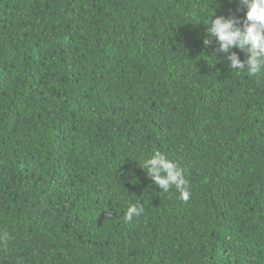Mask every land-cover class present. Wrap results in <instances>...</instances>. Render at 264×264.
Returning <instances> with one entry per match:
<instances>
[{
  "label": "trees",
  "instance_id": "16d2710c",
  "mask_svg": "<svg viewBox=\"0 0 264 264\" xmlns=\"http://www.w3.org/2000/svg\"><path fill=\"white\" fill-rule=\"evenodd\" d=\"M212 9L246 12L0 0V264H264V76L204 45ZM155 152L187 200L140 167Z\"/></svg>",
  "mask_w": 264,
  "mask_h": 264
},
{
  "label": "clouds",
  "instance_id": "9594fccd",
  "mask_svg": "<svg viewBox=\"0 0 264 264\" xmlns=\"http://www.w3.org/2000/svg\"><path fill=\"white\" fill-rule=\"evenodd\" d=\"M238 3L246 9L242 22L238 17L216 15L212 9L204 24L203 43L210 45L214 37L219 45L215 52L226 54L231 70L247 72L250 77L259 78L264 76V0H238ZM233 48L244 53L245 58L241 59L240 52L232 51ZM139 165L161 191L168 192L174 187L180 198L188 199V179L183 170L164 154L155 152ZM144 211L142 203H132L127 208L125 220L130 222Z\"/></svg>",
  "mask_w": 264,
  "mask_h": 264
}]
</instances>
